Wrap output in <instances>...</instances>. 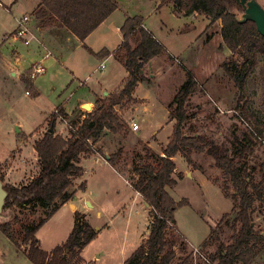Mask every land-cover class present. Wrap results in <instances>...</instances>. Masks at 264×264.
I'll return each mask as SVG.
<instances>
[{
  "label": "rangeland",
  "instance_id": "1",
  "mask_svg": "<svg viewBox=\"0 0 264 264\" xmlns=\"http://www.w3.org/2000/svg\"><path fill=\"white\" fill-rule=\"evenodd\" d=\"M153 1H122L123 9H127L130 15L141 13L149 18L147 23L149 30L159 42H162L165 50L153 63L145 64L142 71L145 79L135 87V93L144 99L146 111L141 113L140 110L131 107L135 99L117 106L120 108L119 112L117 111L118 116L125 122V127L118 131L119 135L124 130L126 133L131 131L126 126L125 118L132 116L139 124L136 136L149 143L152 148L145 146L142 148L143 154L129 144L126 153L125 151L122 153L121 147L116 148L114 151L117 157L125 156L124 159L128 161L127 173H119V170L112 166H97L91 162L89 166L87 165L83 178L73 180L69 190H76L75 194L78 196L86 191L92 203L102 212L100 216H97L95 211L90 212V222L93 226L101 227L105 223L108 226L102 227L100 234L86 248L84 247L85 250L80 257L82 259L71 258L69 264H124V259L136 242L138 234L145 230L144 225L151 215L142 203L134 201L137 195L133 185L140 177L136 171L146 164L156 165L161 143L168 141L173 129V121L168 119L166 106L185 80L187 73L195 75L196 86L188 100L189 120L185 127L186 133H190L191 126L217 145L224 146L229 154L237 158L234 140L242 139L247 132L246 129H249L242 119L244 113L251 121L264 123V76L261 72L264 58L258 56L256 65L248 69L244 80V96L238 103L240 90L226 72V68L239 67L245 58L239 51L231 52L221 47L222 37L219 31L221 21L210 25L209 19L197 13L184 16L174 11L177 15L175 16L169 7L172 3L164 4L166 6L157 12L152 7ZM256 1L264 8V0ZM4 14L7 22L3 23L1 19L0 25L3 27L7 25L6 28H9L10 16ZM115 53L121 56L123 50ZM83 54L86 55L85 51L77 54L75 58L81 71L78 76L82 75V71L92 72L96 67L89 66L84 61ZM106 66L103 71L114 88L120 84L125 69L119 67L114 59H110ZM100 71L97 68L92 75L95 78L102 77ZM26 87L29 94L25 93ZM112 87L109 86L110 89H113ZM101 99L100 96L96 102ZM49 101L46 97L34 96L31 88L4 72L0 64V175L3 176V184L11 182L15 186H20L37 175L38 162L28 157L25 159L27 166L20 171V176H13V171L10 172L8 169L9 158L17 151L13 149L16 121L23 123L25 131H32L40 124L43 125L44 119L47 117V120L49 119L48 109L52 108ZM81 110L86 111L85 108ZM77 116L74 120L78 119ZM57 118L61 123L68 125L66 114L64 116L58 113ZM132 138L133 136L129 140ZM29 154L27 151L26 155ZM192 158L193 163L189 164L181 155H177L173 176L181 179L175 186L166 188L174 200L186 198L188 201L186 205L175 210L173 214L175 225L168 224L166 230L167 241L173 245L175 251L171 264H207L202 257L193 254V249L184 240L186 238L189 243L198 245L216 228L218 218L224 212H230L232 206L231 199H226L222 195L221 187L227 181L222 172L214 166L213 158L206 153H193ZM263 160L264 145L257 141L248 162L255 166ZM256 169L254 179L258 181L260 175L258 168ZM190 170L194 171L193 175ZM185 172H188L187 175H184ZM203 180L208 182L205 183ZM82 181H85V190H77ZM76 198L74 202L79 205ZM131 203L135 204V208L130 207ZM81 207L79 206L82 210ZM44 212L43 208L34 205L3 207L0 212V226L4 223L9 224L18 246L6 237L0 227V264H32L25 255L28 245L22 241L24 226L37 222L44 217ZM252 220L254 229L264 234V210L260 209L257 202L254 203ZM73 221L74 213L66 202L36 232L39 247L49 252L65 241ZM217 232V240L199 249L210 264H217L211 261L210 254L215 252L219 244L229 243L232 233L224 224L220 229L217 228ZM96 254L99 258L95 263L90 262L91 257L93 255L96 257ZM255 261L257 264H264V252Z\"/></svg>",
  "mask_w": 264,
  "mask_h": 264
},
{
  "label": "trees",
  "instance_id": "2",
  "mask_svg": "<svg viewBox=\"0 0 264 264\" xmlns=\"http://www.w3.org/2000/svg\"><path fill=\"white\" fill-rule=\"evenodd\" d=\"M159 3H172L174 11L184 16L203 14L209 19L210 25L221 21V47L231 52L239 51L245 58L239 67L226 68L240 90L237 97L239 103L244 96V80L248 69L256 65L258 56L264 58V36L258 32L252 20H241L243 8L240 3L237 0H159ZM116 8L114 0H41L35 14L38 17L48 16L47 20L55 21L84 40ZM144 20L141 15L127 16L120 27L122 42L116 51L123 50V54L118 56L115 53L114 56L127 72L121 86L96 102L93 111L81 120L79 117L77 120L70 119L67 138L55 134L58 113L65 116L63 109L58 106L49 115L47 130L34 142L39 167L37 175L20 186L3 184L7 192L5 208L34 205L45 210L44 217L24 226L22 241L28 245L25 255L32 264H69L71 258L79 260L82 249L97 236L98 231L78 211H74V223L65 241L49 252L39 247L35 234L62 204L75 195L76 190L69 188L83 172L82 156L95 152L101 154L100 150L93 147L94 141L106 129L116 133L125 127V122L120 120L116 111L117 106L133 100L132 93L137 83L145 79L142 73L145 64L165 50L164 45L144 26ZM261 72L264 76V65ZM195 86V75L187 73L166 106L169 121H174L168 142L161 146L155 166L146 164L136 171L140 177L133 187L151 208V219L148 236L125 259L124 264H171L175 251L167 241L166 230L168 224L174 225L175 210L188 201L186 198L174 200L166 188L177 184L172 176L176 168L173 157L181 155L187 163L192 164L193 153H206L213 158L214 166L227 181L221 187L222 194L232 202L231 211L221 216L216 228L204 242L206 245L217 240V228L220 229L222 224L232 231L229 243L219 244L215 252L210 254L211 261L217 264H252L264 252V234L254 229L252 220L254 203L257 202L260 209L264 210V160L255 166L248 162L255 143L264 139V123L251 121L244 113L242 119L249 129H246L242 139L234 140L237 158L229 154L224 146L217 145L191 126L190 133H186L185 127L189 120L187 105ZM28 87L31 88L30 85ZM115 158L116 153L109 155L108 162L113 164ZM256 168L260 175L258 181L254 179ZM0 180L3 182L2 175ZM230 189L232 192H229ZM77 190H85V181L79 184ZM0 227L6 237L18 246L9 224L4 223Z\"/></svg>",
  "mask_w": 264,
  "mask_h": 264
},
{
  "label": "crops",
  "instance_id": "3",
  "mask_svg": "<svg viewBox=\"0 0 264 264\" xmlns=\"http://www.w3.org/2000/svg\"><path fill=\"white\" fill-rule=\"evenodd\" d=\"M114 1L117 4V8L110 15H108V17L104 21H102L84 40H80L66 27L58 25L53 20H47L48 16L38 17L35 14V10L40 4L41 0H0V21L2 19L3 23L7 22L4 13L10 16L8 18L10 22L9 28H6L7 25L5 27H3V25H0V64L4 72H7L14 79L23 82L26 86L30 85L32 94L33 92H36L35 96L46 97V99L52 101H49V103H52V108L50 110L48 109V116L59 106L67 115L68 120L75 119L77 115V117H79L81 120L86 114L93 111L96 106V100L100 96L101 98H105L109 93L117 90L121 86L123 79L127 75L126 70L120 81V84L113 88V85H110L111 83L109 79L107 78V76H105L103 68L107 67L106 63H108L110 59H114L119 67H123L122 64L118 60H116L114 55L122 42V33L120 32V27L123 24L125 18L127 16L141 15L145 18L144 26L147 29H149L147 25L149 18L141 13L130 15L127 9H123V0ZM164 6L166 5H160L159 0H154L152 4V7L157 12H160ZM169 7L171 9V13L177 16L174 13L173 6L169 4ZM25 15L29 17V20L27 22L28 32L26 35V39L29 40L28 43L24 42L25 38L16 37L14 35L17 19ZM163 25L165 26L166 24L163 23ZM102 50H107V52L101 53ZM83 51H85L86 53V55L83 54L82 56L85 59L84 61H86L89 66L96 65V67L92 72L82 71V75L78 76L79 72L81 71H79L78 69L79 67L75 61V58L77 54L83 53ZM156 58H158V56L152 58L148 63H153ZM38 62L43 67V72L40 73L35 79H29L28 73L30 72V67L34 63ZM101 63H103L104 65L102 69L99 67ZM97 68L101 70L100 75L102 77L95 78L92 75ZM141 82H138L136 87L141 84ZM80 83H82V85H80ZM109 86L113 89H110ZM26 90H28L27 87L25 89V93ZM135 90L132 93V97L136 100L135 102H138L137 104H134V102L131 107L134 108V110H140V112L142 113L146 111L144 99L139 97L135 93ZM83 108H85L87 112L81 110ZM119 109L120 108L117 107L116 111H118ZM47 118L44 119V122L42 123L43 125L40 124V126H38L36 129H33L32 131L23 130V123L21 121H16V137L14 139L15 147L13 149H16L17 151L9 158L10 164L8 167L10 172L13 171V176L15 175L16 177H19L20 171L26 168V158L28 159V157H31L37 163V153L34 150V142L41 136V133L47 130ZM130 118L137 122L132 116H128L127 118H125L128 130L131 129V126L129 124ZM58 123H60V125H58ZM138 130L139 124L137 130L134 131L131 129V131L129 130L127 133L124 130L121 135H119L118 132L113 133L107 129L104 130L102 135L93 143V147L97 150H100L101 154L95 152L90 155L86 154L82 156L81 166L83 168V172L80 178H83V174L87 169V165L89 166L91 162L97 166H112L115 170H119V173H127L128 171L126 168L128 165V161L127 159H124L125 156L115 158L113 164L108 162V158L109 155L115 153L114 150L116 148L121 147L123 149V153L128 148L127 144L133 146L134 149L138 148L142 154V148H144L145 146L148 148H152L149 143L143 142L136 136ZM55 134H59L62 137L67 138L69 136V128L67 123H61V121L57 118L55 124ZM131 136H133V138L129 140ZM153 137L155 138V135ZM169 138L170 136H168V140ZM166 143L161 144L162 146H164ZM27 151L30 152L29 156L26 155ZM159 152L160 151H158V153ZM176 158L177 155L173 157L175 163ZM191 171L192 170H190L189 172ZM187 173L188 172H185L184 175H187ZM193 173L194 171L191 172L192 175ZM175 179L178 182L181 178ZM203 181L205 183L208 182L205 180ZM130 187L132 188V186ZM135 194L137 195V198L136 200L134 198V201H139V203H142L145 207V210L150 214L151 208L145 202L142 195L136 190ZM75 195L67 203L70 205L73 213L74 211H78L84 214L85 218L93 226V224L90 222V212L95 211L96 215L100 216L102 215L101 210L96 205H94V203H92V201L87 196L86 191H84L81 196H78L77 194ZM75 197H77L76 199L77 201H79V205L78 203L74 202ZM79 206H82V210L79 208ZM130 207L135 208V204L131 203ZM220 218L221 216L217 221H219ZM149 224L150 216L149 219L146 220V223L144 225L145 230L138 234V238L136 239L134 245L131 247L127 257L136 249L141 241L146 239L149 234ZM107 226V223L103 224L101 227L93 226L98 231L97 236L100 234L102 227ZM210 234L211 233H209L205 239L199 242L198 245L189 243L186 238L184 241H186V243L191 248H203L209 245H205L204 242L209 238ZM85 248L82 249L80 257H82L81 255ZM97 258H99L98 254H96V257L93 255L90 259V262L95 263ZM252 264L257 263L256 261H254Z\"/></svg>",
  "mask_w": 264,
  "mask_h": 264
},
{
  "label": "water",
  "instance_id": "4",
  "mask_svg": "<svg viewBox=\"0 0 264 264\" xmlns=\"http://www.w3.org/2000/svg\"><path fill=\"white\" fill-rule=\"evenodd\" d=\"M243 8L241 20H252L258 32L264 36V8L256 0H237ZM49 130H52L51 128ZM7 192L3 188V182L0 180V212L5 203Z\"/></svg>",
  "mask_w": 264,
  "mask_h": 264
},
{
  "label": "built area",
  "instance_id": "5",
  "mask_svg": "<svg viewBox=\"0 0 264 264\" xmlns=\"http://www.w3.org/2000/svg\"><path fill=\"white\" fill-rule=\"evenodd\" d=\"M29 20V17L27 15L22 16L20 18L17 19V24H16V30L14 32V35L16 37H20V38H25V43H28L29 40L26 39V35L28 32V27H27V22ZM103 63H101L99 65V67L102 69L103 68ZM43 72V67L40 65V63H34L31 67H30V72L28 73V77L29 79H35L40 73ZM80 85H82V83H80ZM26 94H29V90H26ZM129 124L131 126L132 130H137L138 129V124L137 122H135L132 118L129 119ZM260 143L262 145H264V139H260ZM193 249V254L197 257L200 256L203 258V260L207 263L210 264V262L202 255V253L200 252V248L196 247V248H192Z\"/></svg>",
  "mask_w": 264,
  "mask_h": 264
}]
</instances>
